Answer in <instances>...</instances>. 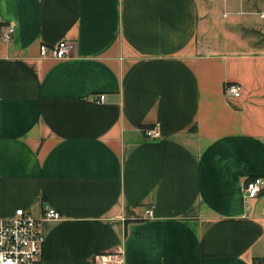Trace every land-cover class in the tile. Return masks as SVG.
<instances>
[{"label": "crops", "instance_id": "obj_1", "mask_svg": "<svg viewBox=\"0 0 264 264\" xmlns=\"http://www.w3.org/2000/svg\"><path fill=\"white\" fill-rule=\"evenodd\" d=\"M4 27L0 218L59 214L42 264L264 263V0H0Z\"/></svg>", "mask_w": 264, "mask_h": 264}, {"label": "built area", "instance_id": "obj_2", "mask_svg": "<svg viewBox=\"0 0 264 264\" xmlns=\"http://www.w3.org/2000/svg\"><path fill=\"white\" fill-rule=\"evenodd\" d=\"M11 28L4 27L0 29V37L8 38ZM72 47L71 42L59 40L56 44L47 48L39 45V55H49L54 58L65 57L69 54ZM224 95L238 96L240 87L236 83H225L223 86ZM103 94L97 96V101L102 102ZM144 133L152 135L151 129H145ZM262 187V178L253 176L247 179L243 186L244 198H254L260 192ZM145 214L151 215L149 209ZM59 214L51 207L43 209L42 215L35 218L27 211L16 208L11 215L0 218V264H42L41 252L43 234L41 229V220L57 219ZM264 264V263H263Z\"/></svg>", "mask_w": 264, "mask_h": 264}]
</instances>
